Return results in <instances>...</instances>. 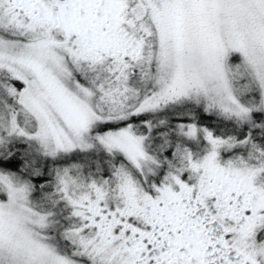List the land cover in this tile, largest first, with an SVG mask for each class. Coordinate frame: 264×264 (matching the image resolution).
<instances>
[{
    "label": "snow or ice",
    "instance_id": "6c2138e0",
    "mask_svg": "<svg viewBox=\"0 0 264 264\" xmlns=\"http://www.w3.org/2000/svg\"><path fill=\"white\" fill-rule=\"evenodd\" d=\"M0 264H264V0H0Z\"/></svg>",
    "mask_w": 264,
    "mask_h": 264
},
{
    "label": "clouds",
    "instance_id": "9594fccd",
    "mask_svg": "<svg viewBox=\"0 0 264 264\" xmlns=\"http://www.w3.org/2000/svg\"><path fill=\"white\" fill-rule=\"evenodd\" d=\"M195 66V65H194Z\"/></svg>",
    "mask_w": 264,
    "mask_h": 264
}]
</instances>
